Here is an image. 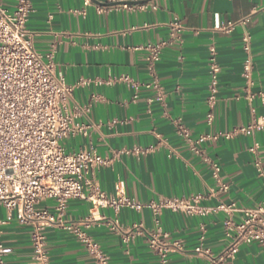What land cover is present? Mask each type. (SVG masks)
Instances as JSON below:
<instances>
[{
  "label": "crops",
  "instance_id": "0c3cea01",
  "mask_svg": "<svg viewBox=\"0 0 264 264\" xmlns=\"http://www.w3.org/2000/svg\"><path fill=\"white\" fill-rule=\"evenodd\" d=\"M124 4L125 2H140ZM13 11L18 0H2ZM34 11L28 29L35 50L45 56L54 52L56 74L69 85H78L71 109L75 121L89 126L86 135L62 141L68 153L93 149L111 159L107 166L85 176L86 183L116 197L122 182L125 194L140 203L166 198L204 195V205L221 203L255 208L264 203V0H32ZM119 3V4H115ZM229 32L221 26L237 23ZM183 29L172 41L170 24ZM249 36L250 55L244 50ZM167 43L156 66L165 90L157 98L148 69V44ZM220 66L218 104L211 125L207 123L209 64ZM252 60L250 78L245 61ZM128 77L132 81L124 79ZM188 129L192 141L203 135H219L236 127L261 124L249 134L208 140L198 145L201 153L178 134ZM153 147L148 153H138ZM254 149V151H252ZM212 163L221 168L226 194L210 197L216 188ZM87 187L85 192L87 193ZM91 202L73 199L65 212L69 222L90 218ZM38 209L55 213V202ZM96 222L84 231L97 242L109 264H160L150 247L157 232L149 209H99ZM240 223L244 216L222 211L206 217H189L165 210L159 216L162 241L179 242L169 256L170 264H210L195 252L202 245L218 255L228 244L226 221ZM3 242L12 249L7 264L33 261V226L8 221L0 206ZM118 223L117 231L112 229ZM140 226V231H133ZM50 264H98L77 237L58 225L44 231ZM131 235V236H129ZM166 235V237H165ZM126 237H129L126 240ZM227 264H264V248L242 245Z\"/></svg>",
  "mask_w": 264,
  "mask_h": 264
},
{
  "label": "built area",
  "instance_id": "2783aa9c",
  "mask_svg": "<svg viewBox=\"0 0 264 264\" xmlns=\"http://www.w3.org/2000/svg\"><path fill=\"white\" fill-rule=\"evenodd\" d=\"M89 3V0H87ZM34 11L32 0H18L13 11L8 10L0 0V206L5 208L8 221L16 219L20 224L32 225L31 241L33 261L36 264H50L44 231L58 225L74 234L85 246L98 264H109L100 245L84 231L97 221L94 214L99 209H114L118 214L123 208L153 212L157 232L151 236L150 247L159 255L160 264H170V254L180 249L179 242L162 241L159 216L169 210L189 217H206L212 212L222 211L229 216L242 214L244 219L235 223L226 221L227 246L214 255L203 250L202 245L195 252L205 256L210 264H227L235 259L242 245L257 244L264 248V203L255 208H241L235 204L221 203L215 208L204 205V195L183 198H166L159 202L140 203L129 198L122 182L116 185V197H109L98 186L86 183L85 176L95 169L107 166L111 159L98 155L93 149L68 153L62 141L88 133L89 126L77 123L71 109L73 95L78 85H69L56 74L54 52L40 55L34 47V34L28 29V21ZM247 20L229 23L219 29L229 32L237 24ZM172 41L183 29L179 21L170 24ZM244 50L250 55L249 36L244 40ZM167 43L148 44V69L159 101L164 102L166 93L156 73ZM220 66L213 56L209 64V97L207 123L212 124L218 104ZM252 60L245 61L244 76L250 78ZM127 82L132 80L126 77ZM261 124L236 127L232 131L215 136L203 135L192 141L187 128L179 124L177 132L188 144L201 153L198 145L219 137L230 139L239 134H249ZM149 149L138 151L148 153ZM254 151V149H252ZM216 188L210 190V197L226 194L229 186L221 180V168L212 163ZM264 181V170L260 169ZM87 187V193L85 188ZM73 199H87L91 202L90 218L80 222L65 219L68 204ZM47 200L55 202V213L40 210L38 206ZM3 221L0 220V264H7V257L13 252L3 242ZM118 223L112 229L117 231ZM136 226L133 231H140ZM131 236V235H129ZM166 237V235H165ZM129 237H126L128 240Z\"/></svg>",
  "mask_w": 264,
  "mask_h": 264
},
{
  "label": "water",
  "instance_id": "95a60500",
  "mask_svg": "<svg viewBox=\"0 0 264 264\" xmlns=\"http://www.w3.org/2000/svg\"><path fill=\"white\" fill-rule=\"evenodd\" d=\"M141 2H143V1H140V2H125L124 4H133L134 5V4H138V3H141ZM115 4L117 5L119 3H115Z\"/></svg>",
  "mask_w": 264,
  "mask_h": 264
}]
</instances>
